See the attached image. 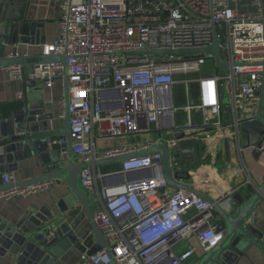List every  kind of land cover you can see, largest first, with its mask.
I'll use <instances>...</instances> for the list:
<instances>
[{
    "label": "built area",
    "instance_id": "2783aa9c",
    "mask_svg": "<svg viewBox=\"0 0 264 264\" xmlns=\"http://www.w3.org/2000/svg\"><path fill=\"white\" fill-rule=\"evenodd\" d=\"M61 9L57 36L42 44V54H66V66L40 61L26 69L25 75L28 80H41L45 87L68 75L70 133L79 162L150 146L128 147L120 142L134 133H160L172 127L194 130L191 123L175 121L176 88L189 95L193 85L197 86L196 103L186 107H195L204 115V125L195 130L222 125L227 93L231 134L240 146V121L253 116L250 106L263 84V0H62ZM214 28L221 57L230 64L227 72H219L222 68L218 66L204 72L207 61L214 60L205 54L170 59L130 54L145 48H207L213 43ZM4 68L12 78L22 80L23 64ZM59 103L60 116L65 117V97ZM109 138L119 143L98 146V141ZM49 145L67 152L69 140L63 135L51 139ZM143 170L150 173L118 179ZM16 182L14 173L2 174L3 185ZM51 182L0 191V199L43 193ZM81 184L97 193L94 220L108 241L107 248L83 264H111L112 255L118 264H196L194 246L176 251L177 244L191 236H196L204 255L222 247L224 232H217L213 205L198 191L171 190L160 153L129 158L122 161L119 172L111 174L93 165L85 167Z\"/></svg>",
    "mask_w": 264,
    "mask_h": 264
},
{
    "label": "water",
    "instance_id": "95a60500",
    "mask_svg": "<svg viewBox=\"0 0 264 264\" xmlns=\"http://www.w3.org/2000/svg\"><path fill=\"white\" fill-rule=\"evenodd\" d=\"M30 0H0V66L15 63L24 66L22 97L17 105L0 102V173L17 170L16 161L38 154L42 173L39 176L0 185V191L15 186L26 187L45 180L65 184L67 190L58 197L47 199L21 214L8 219L0 215V256L9 255L17 264H62L73 249L83 254L79 264L87 257L108 247V241L94 220L97 193L81 184L82 169L92 165L122 162L132 157L160 153L168 184L177 189L197 191L193 186L175 177L173 165L182 156L200 159L202 132L189 127L176 131L173 127L157 134V142L141 151L112 156L91 162H76L73 159L70 133V80H64L65 122L64 130L51 128L54 114L45 112L48 100L41 80H28L26 66L37 62L58 63L66 66L67 55L25 56L21 47L46 43L45 22L29 19ZM132 56L160 59L187 57L205 54L213 58L218 67L228 71L229 63L221 57L220 39L214 28L213 43L202 49H139ZM263 84L257 93L260 98L258 112L240 121L241 144L251 148L254 157L264 154V73ZM197 86H192V104L196 103ZM232 126V124H231ZM66 135L69 140L67 152L51 149L53 136ZM232 136V135H231ZM233 137V136H232ZM226 139L227 148L230 145ZM209 201L217 214V232H224L222 247L218 252L203 256L198 264H236L252 245L264 249V231L258 226L262 214L259 207L264 202V181L254 184L246 181L238 188L218 197L200 192ZM112 255V254H111ZM111 264H118L112 255Z\"/></svg>",
    "mask_w": 264,
    "mask_h": 264
},
{
    "label": "crops",
    "instance_id": "0c3cea01",
    "mask_svg": "<svg viewBox=\"0 0 264 264\" xmlns=\"http://www.w3.org/2000/svg\"><path fill=\"white\" fill-rule=\"evenodd\" d=\"M61 2L62 0H30V9L27 16L31 20H42L45 22L46 42H51L57 36L58 26L62 16ZM21 49V52L25 54V56H32L34 58V56L42 55V44L25 45L22 46ZM30 66L32 65H27L26 69ZM22 84L23 81L21 79L12 78L7 70L0 66V102L8 103V105H17L21 100L19 93H23ZM179 89L175 99L176 107L178 108L175 114V121L180 125L191 123L190 127L201 129L202 125H204L203 113L195 107H186L192 104V90L191 93L187 95L185 92H182L181 87H179ZM44 92L48 100L45 112L54 114L53 119L49 121L51 128L64 130L66 127V120L65 117L60 116L61 107L59 103L60 99L64 97V80L61 77L57 78L52 87L44 86ZM224 103L226 106L221 115L222 125L220 127L205 125L202 133L198 135V139L203 141L200 144V159L195 161L191 159L190 156H182L181 160L173 165L175 177L179 181L193 186L198 192L210 194L214 197H218L222 193L230 191L231 187L235 186V188H238L246 181L256 185L264 181V154L257 159L253 156L251 148H244L242 146L241 140L240 146H238V142L231 136L232 116L229 106V95L227 93L224 95ZM259 105L260 98L258 95L257 99L254 100L250 106L253 115L258 112ZM209 117L211 118V122H214V116L210 114ZM153 127L157 128V125L153 124ZM167 129L168 128H162L159 132H165ZM157 134V132L153 134L146 132L134 133L120 139V142L128 147L152 145L157 142ZM59 137H61V135L53 136L52 139ZM227 138H229L231 142L229 150L226 144ZM118 143V140L109 138L100 142L98 141L97 144L98 146H111L117 145ZM50 148L59 149L58 147ZM73 159L79 162L75 154H73ZM121 163L122 162H110L104 165L93 166L104 174H111L121 170ZM16 164L17 170L11 173L15 174L17 181L39 176L43 171L41 159L38 154H34L30 158L16 161ZM149 173L150 170L130 172L118 176V179L119 181H123L125 178L132 179L135 177H142ZM0 185H3L2 173H0ZM102 185L103 180L100 179L99 187H102ZM170 189L175 190L177 188L170 186ZM66 190L67 186L65 184L58 185L56 181H52L50 187L43 193H33L11 199H0V215L12 219L34 205H40L47 199L61 196ZM259 211L262 214V218L259 220L258 226L264 231V202L259 207ZM191 246H194L197 250L196 255L193 256V260L198 264L205 252L198 244L196 236L181 240L176 246V251L183 252ZM82 257L83 254L81 252L73 249L67 254L62 264H79ZM0 264H17V262L13 257L5 255L0 256ZM236 264H264V249L252 245L248 251L239 258Z\"/></svg>",
    "mask_w": 264,
    "mask_h": 264
},
{
    "label": "rangeland",
    "instance_id": "374dc122",
    "mask_svg": "<svg viewBox=\"0 0 264 264\" xmlns=\"http://www.w3.org/2000/svg\"><path fill=\"white\" fill-rule=\"evenodd\" d=\"M216 66H217L216 62L214 60H212V59H209L207 61V63L203 66V70L206 73H210V72L214 71ZM219 72H225V71L222 69V70H219ZM179 90L180 89L178 87L177 90H176V94H178ZM225 91L227 92L226 87H225Z\"/></svg>",
    "mask_w": 264,
    "mask_h": 264
}]
</instances>
